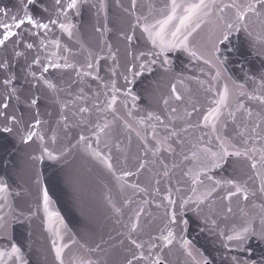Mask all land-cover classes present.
<instances>
[{"label": "water", "instance_id": "1", "mask_svg": "<svg viewBox=\"0 0 264 264\" xmlns=\"http://www.w3.org/2000/svg\"><path fill=\"white\" fill-rule=\"evenodd\" d=\"M70 3L0 0V39L9 33L0 45V264H60L53 240L64 264H175V205L165 199L171 192L174 200L170 52L163 65L143 31L169 14V0ZM141 63L146 70L134 76ZM29 130L58 159L42 156L37 137L25 143ZM168 231L165 246L159 237ZM13 244L19 258L9 254ZM141 253L146 259L133 258Z\"/></svg>", "mask_w": 264, "mask_h": 264}, {"label": "snow or ice", "instance_id": "2", "mask_svg": "<svg viewBox=\"0 0 264 264\" xmlns=\"http://www.w3.org/2000/svg\"><path fill=\"white\" fill-rule=\"evenodd\" d=\"M214 2H215V0H213V3ZM257 2L260 3L261 5H264V0H257ZM57 3L59 4V0H57ZM135 6H136L135 0H132V7L135 8ZM68 7L69 8H77L78 7L77 0H71V3L68 5ZM168 7H170V13L167 14L163 20H158L155 24L145 23L143 25V31L148 34V38L151 40L152 44L155 47L159 48V51L152 53V55L154 57H164V59L162 60L163 65H167L169 63V61L167 59V53L170 52L172 49L184 48L185 50H188V48H187L188 36L184 35L183 38L181 39V29L186 28L188 22H190L192 20V18L197 13L202 9L208 8L209 5L205 3V0H200V3H198V4H192V5L185 6L186 15H184L182 18H180L179 26H175L174 30L170 32L171 39L168 38L169 32L167 31V27L176 18V10L182 6L177 4L176 0H171V4ZM225 8H235L236 9V20L237 21H244L249 12H255V5L252 3H249L246 6L238 5L235 2L232 4H224L220 8V11L223 12ZM27 20H28L29 24L33 25L36 28H42V29L48 28V24L41 23L37 20H34L30 16L27 18ZM23 23H24V20L21 19L19 21V23L16 24V27L19 28L20 25ZM50 23L55 24L56 21L51 20ZM60 26L65 31L69 30V26H65L64 24H61ZM198 26L199 25H197V27ZM5 27H9V26L5 25ZM233 29H234V24L227 23L226 24V30L221 32V34L216 38L217 44L227 45L230 42L231 33H232ZM235 30L239 31V28H236ZM97 31H100V29H97ZM10 34L15 35V33H10ZM188 34L190 35L191 33L189 32ZM8 36H9V33H6L4 36V39H0V45H3L5 43V40L8 39ZM126 39L128 41H131L132 37L128 36V37H126ZM27 47L31 48L32 45L29 44V45H27ZM213 48H214V53H219L220 49H219V47H217L216 44H214ZM191 54L194 57L196 56V52H194V51ZM143 55H144V53H141V56H143ZM208 62L209 61H205V63H208ZM150 63L155 64L156 59L151 60ZM56 66L59 67V65H56ZM88 67L91 68L92 65L89 64ZM139 69H140V71H136L133 73L134 76L141 75L142 71L146 70V65L144 63L139 64ZM147 70H150V69H147ZM44 71H47V68H45ZM129 71H132V69H129ZM219 74L220 73L217 72V76H219ZM125 80L127 81L128 78L125 77ZM128 82L131 83V81H128ZM5 83H7V81ZM49 87H52V85H49ZM171 92L177 101L182 99V96L177 92L175 85L172 86ZM227 94H228V88H227V86H225L224 93L221 95V99L219 101L220 104H222L224 102V100L227 97ZM115 102H116V97L113 96L111 103L114 104ZM36 103H37L36 100H32V104H36ZM164 103L167 104L168 100L166 99L164 101ZM7 107H8V105L4 104V108L6 109ZM81 111H86V109H81ZM172 111L175 112V109H172ZM219 111H220V108L218 106L216 109H214L213 111H211L210 113L205 115L203 117L204 123L207 125L210 122V120L218 118ZM188 115L191 116V113H188ZM149 118H153L151 113L149 114ZM154 118L158 121L160 120L159 116H156ZM11 119L13 121H15V117H12ZM160 122L163 123V121H160ZM40 123H41V121L37 119L36 125L39 126ZM212 127L215 128L214 123H213ZM3 131L11 133L13 131V128L9 127L7 124H5ZM34 137H37L42 142L41 143L42 156L47 155L48 158L52 159V160L58 159L57 156L53 155V153L50 152L48 150V148L44 146V144H43L44 137L42 135H39L37 132L29 130L26 135L21 137V139L25 143H28L29 141H32ZM261 138L264 139V136H262ZM83 139H84V137L81 136V140H83ZM218 139H220V138L218 137ZM53 142H55V137H53ZM230 148H231V150H230ZM204 151H205L206 155H208L210 157L212 167L222 166L223 163L227 162V158H229V157L244 156V157H248L250 160H252V162L250 164L251 169L262 170V171H257V175L264 174V151L261 152L259 160H256V159H254L255 150H252L253 155H250L248 150L241 151L238 148H235L234 146L230 145L228 143V141H225L223 139H221V143H220L217 151L212 152L210 149H205ZM40 158H42V157H34V159H40ZM108 166H109V168H111V164H109ZM141 167H143V165H141ZM224 183L232 185L235 189V191H231V190L228 191V193H227L228 199H231V197L236 196L238 194L242 195L243 199L245 201L248 199V190L246 187H244L243 185L235 184L231 180L225 181ZM215 184H216V186H219L221 184V181H215ZM6 190H7L6 187L3 186L2 184H0V192H6ZM214 190H215V188L212 189V191H214ZM261 191L264 192V182H262ZM210 195H211V191L197 197L196 203L199 205V203H202ZM165 199L168 201L169 205L174 206L176 203V201L171 198V192H169V194L165 197ZM43 201H44V207H45V209H47V206L49 203V197H48L47 190H43ZM188 203H189V200H184L181 207H183L184 205H187ZM231 210H232L231 208H228L229 212H231ZM0 219H2V218H0ZM50 220H51V217H50ZM261 222H262V224H264V217H262ZM169 223L170 224H176L177 223V213L175 212V210H173L169 214ZM183 223L186 224L187 221H184ZM138 227H139V213H137L136 221L131 225L130 232H135ZM58 234L59 233H57V235ZM255 234H256L255 229L251 226H247V227H244L241 231L235 232L233 235H228L227 241H229V242L238 241V242L243 243L246 239L249 238L250 235H255ZM259 236L261 239H264V230H262L259 233ZM159 239L162 240V242L165 246L171 245L172 241H173V233L171 231H168V234L166 236H161V237H159ZM130 242L137 249H142L144 247V245L142 243H138L135 239H130ZM73 243H75V241H73ZM52 246L55 249L56 258L58 260H60V264H64L63 259H61L62 253H63V247L58 246L56 243V240L52 241ZM184 246L187 248L189 246V241L185 240ZM64 247H67V245H65ZM19 252H20V249L15 244L11 245V253H9L10 255H16L19 258ZM5 254H6L5 252L0 251V258H3L5 256ZM188 254L191 255V252H189ZM133 258L134 259H146V257L143 256V253H141L139 257H136V255L133 254ZM21 264H24L22 258H21ZM88 264H91V262L89 261ZM127 264H133V261L128 260ZM153 264H162L161 259L159 257H157L153 261ZM198 264H209V262L207 260H202V261H199Z\"/></svg>", "mask_w": 264, "mask_h": 264}]
</instances>
